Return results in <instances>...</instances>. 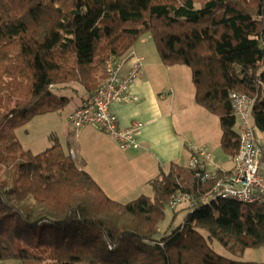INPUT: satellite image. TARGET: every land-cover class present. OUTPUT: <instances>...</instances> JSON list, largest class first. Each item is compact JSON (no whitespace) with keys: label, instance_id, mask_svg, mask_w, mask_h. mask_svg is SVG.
I'll list each match as a JSON object with an SVG mask.
<instances>
[{"label":"trees","instance_id":"16d2710c","mask_svg":"<svg viewBox=\"0 0 264 264\" xmlns=\"http://www.w3.org/2000/svg\"><path fill=\"white\" fill-rule=\"evenodd\" d=\"M145 33L163 64L190 69L195 102L218 116L227 156L240 148L232 92L254 99L250 121L264 133V0H0V260L264 264L233 257L264 244V206L200 203L215 183L201 182V169L171 164L149 181L151 196L120 202L58 146L34 154L11 133L66 106V92L83 89L88 101L106 61ZM177 193L197 204L171 207ZM166 207L172 221L186 213L160 229Z\"/></svg>","mask_w":264,"mask_h":264},{"label":"crops","instance_id":"0c3cea01","mask_svg":"<svg viewBox=\"0 0 264 264\" xmlns=\"http://www.w3.org/2000/svg\"><path fill=\"white\" fill-rule=\"evenodd\" d=\"M146 34L129 51V54L142 57L143 68L130 85L127 100L111 106L121 127H128L135 121L143 123L138 135L139 148L123 151L97 127L85 125L74 130L73 147L68 151L80 168L120 202L142 194L151 196L149 181L158 176L160 169L171 164L188 166L193 147L203 146L211 153L208 170L227 174L233 167L229 156L231 166H224L226 154L220 146L218 116L214 117L215 114L195 102L191 71L188 74L180 64H163L154 43L150 42V33ZM114 63L122 71L128 68V63H123L120 57H116ZM66 95L71 104L68 117L86 101V95L80 88L77 94L66 92ZM0 264L24 263L7 259L0 260Z\"/></svg>","mask_w":264,"mask_h":264},{"label":"built area","instance_id":"2783aa9c","mask_svg":"<svg viewBox=\"0 0 264 264\" xmlns=\"http://www.w3.org/2000/svg\"><path fill=\"white\" fill-rule=\"evenodd\" d=\"M115 58L111 56L106 61V77L103 83L88 101L69 114L68 123L75 130L85 125H94L110 136L121 150L127 151L139 148L138 135L143 123L135 121L128 127H121L111 106L113 103L127 100L129 87L143 68V59L128 52L121 57L123 63H128V68L122 71L120 66L114 63ZM231 103L239 121L240 148L232 159L231 172L222 173L217 177L216 172L206 168L211 161L210 152L204 147H193L188 166L202 170L199 174L201 182L215 180L211 190L198 201L208 203L218 199H232L264 206V154L250 121L254 99L243 93L232 92ZM184 199L191 207L197 204V200L181 193L175 194L169 204L176 207L183 203Z\"/></svg>","mask_w":264,"mask_h":264},{"label":"rangeland","instance_id":"374dc122","mask_svg":"<svg viewBox=\"0 0 264 264\" xmlns=\"http://www.w3.org/2000/svg\"><path fill=\"white\" fill-rule=\"evenodd\" d=\"M144 35L146 36L147 34L145 33ZM150 42L154 43L152 42V40H150ZM181 67H184L188 71V74L190 73V69L187 66L181 65ZM70 108L71 104L69 103L57 111L37 114L24 124L15 127L13 132L11 133L15 135L24 149L30 150L34 154L44 151L50 147L58 146V148L61 149L66 156H69V147H73V140L76 131L68 123L67 115ZM214 117L217 118L216 115ZM234 127L237 132L240 131L238 119H236V125ZM256 136L258 138V141L260 143H263L264 133L256 130ZM224 160L226 162H224V166H226V168H229V166H231V161L227 157V155L224 156ZM2 171L3 170H0V175ZM185 204L186 203H183L182 205L184 206ZM180 206L181 205H178L176 206V208H180ZM165 213L166 215L164 221L160 224V229H166L170 225V223H172V227H176L183 220L186 211L184 210L178 213L177 217L174 218L173 221V212L169 207H166ZM208 242L219 254L227 255L229 257L233 256L216 240H208ZM233 257L239 260L263 263L264 244L258 247L246 248L241 254ZM28 263L35 264L31 262Z\"/></svg>","mask_w":264,"mask_h":264}]
</instances>
